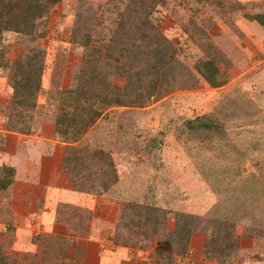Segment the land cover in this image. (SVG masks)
I'll return each instance as SVG.
<instances>
[{
    "label": "rangeland",
    "instance_id": "obj_1",
    "mask_svg": "<svg viewBox=\"0 0 264 264\" xmlns=\"http://www.w3.org/2000/svg\"><path fill=\"white\" fill-rule=\"evenodd\" d=\"M45 1L31 32L0 43V178L14 169L0 264H264V0H162L150 21L146 0ZM12 73L26 76L17 90ZM91 82L146 101L95 106L84 129L76 89ZM178 214L193 220L188 245L170 234ZM220 223L239 247L224 251Z\"/></svg>",
    "mask_w": 264,
    "mask_h": 264
},
{
    "label": "trees",
    "instance_id": "obj_2",
    "mask_svg": "<svg viewBox=\"0 0 264 264\" xmlns=\"http://www.w3.org/2000/svg\"><path fill=\"white\" fill-rule=\"evenodd\" d=\"M161 2L162 0H146V2L143 3V5L148 4L150 6L148 13H146L145 15L146 21L147 20L150 21L149 16L151 15L153 8L158 6L159 3ZM47 4L48 3L45 0H0V43L2 39V34L6 30L14 29L15 32L23 33V34L31 32L34 28L35 19L40 16V13L44 11ZM254 19L259 24L264 25V15H256ZM143 37L145 38H142L140 43H143V45H149L151 36L146 34L143 35ZM137 48H138V52H140L141 51L140 47L136 45L135 46L133 45V48H131L129 52L133 53ZM144 50H147V48H145ZM123 51H124L123 53L128 52V50L126 51V49H124ZM123 53H120L119 56L122 57L124 60L128 56L124 55ZM100 57H101L100 55H95L92 53L87 54V60L85 64L83 63V65H86V69L88 68L89 65L94 66L95 62H98L100 60ZM0 59H1V55H0ZM110 62L114 63L115 65H118L117 63L119 62V60L116 57H113L112 61ZM18 66H20L18 72H23L22 68H29L28 70H32V71L34 70V62L33 63L21 62V64H18ZM18 66L13 65L11 68V72L12 71L15 72ZM126 66L128 67L126 71L131 75V77H129V80L131 87L133 86V90H134L136 85H140L142 77L138 78L137 73L133 74L134 72L133 67H130L129 65ZM154 69H156L155 66ZM85 71H82L83 75L85 74ZM197 72L211 87L216 88L220 86V82L218 81V70L212 62H199V64L197 65ZM14 75L15 74L11 76V81L13 82V87L15 88V90H17L19 86L22 85L20 83L26 80V76L20 73L19 79L17 78L16 80H14L13 79ZM92 80L95 79L92 78ZM130 84L128 81L126 82L124 86V93L129 92ZM27 85H29L30 87V84ZM86 86L87 87L82 86L80 85V83H78L76 89V91H81V92L82 90L85 89L84 92L79 94V97L77 98L78 104H76V109L79 110L78 118L80 124L84 129H88L89 127H91L94 121L99 116L101 117L103 115L99 109L95 108V106L100 108H103L104 106L108 107L113 105V102L125 106V104H129V103L146 101L142 94L140 95L138 94L139 95L138 99L133 100L132 98L133 96L129 93L131 100L130 102L126 103L123 97H121V95L119 94V87L113 86L109 83L91 82L88 83ZM29 87L27 89L22 88V90L30 92L33 95L32 90L33 91L37 90V85H33V86L31 85V88ZM98 89L101 90V93L98 92ZM153 93L154 92H150L149 95H152ZM35 95L33 97H35ZM15 105L24 106L23 102L20 103L16 102ZM62 167L64 168L66 167L64 158L62 161ZM1 169L4 171L5 176L0 178V190H5L13 182L14 169L8 166H2ZM156 212H157V216L159 214V218L161 219L160 214H162V212H160L159 210H156ZM177 220L179 221V223L175 225V230L171 231L170 234L172 236H176L180 242L184 241L186 245H188L193 233L191 228L193 226L192 217L183 214H178ZM219 226L220 227L218 232L219 234H221L220 240H223L228 244L224 249V251H228L233 247H239V240H237V238H235L236 241L232 240L234 238L233 234H234L235 226L233 224L229 226L226 223H220ZM211 241L215 242V240H211ZM209 243L210 240L208 241V239H206L207 247ZM208 251L206 252L207 254L209 253Z\"/></svg>",
    "mask_w": 264,
    "mask_h": 264
},
{
    "label": "crops",
    "instance_id": "obj_3",
    "mask_svg": "<svg viewBox=\"0 0 264 264\" xmlns=\"http://www.w3.org/2000/svg\"><path fill=\"white\" fill-rule=\"evenodd\" d=\"M70 191H71V190H70ZM71 192L73 193V190H72ZM74 194H75V193H73V196H74ZM59 195H60V193H59ZM67 196H70V198H71L72 200H74V201L77 200V199L74 198L72 195H67ZM81 197H84V198L86 199V201H88V200H87V197H86L85 195L81 194Z\"/></svg>",
    "mask_w": 264,
    "mask_h": 264
}]
</instances>
